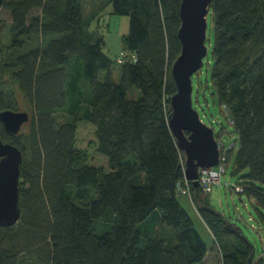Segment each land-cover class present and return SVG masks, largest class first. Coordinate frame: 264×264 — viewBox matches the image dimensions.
<instances>
[{"label":"trees","instance_id":"trees-1","mask_svg":"<svg viewBox=\"0 0 264 264\" xmlns=\"http://www.w3.org/2000/svg\"><path fill=\"white\" fill-rule=\"evenodd\" d=\"M181 2L107 0L94 23L85 0H4L12 22L0 46L8 75L0 79V111L23 104L30 119L18 134L0 122V138L23 154L21 218L0 226V264H205L212 249L178 199L184 160L168 123ZM109 6L129 18L118 81L100 30ZM209 16V87L238 137L235 168L244 174L236 185L264 221V0H214ZM133 87L140 98L128 97ZM59 113L69 119L58 122ZM80 121L95 126L109 170L89 164L77 147ZM192 191L222 263L249 264L252 243L201 186Z\"/></svg>","mask_w":264,"mask_h":264},{"label":"rangeland","instance_id":"rangeland-1","mask_svg":"<svg viewBox=\"0 0 264 264\" xmlns=\"http://www.w3.org/2000/svg\"><path fill=\"white\" fill-rule=\"evenodd\" d=\"M107 0H85L84 15L86 21L90 20L96 23V18L100 14V8L105 6ZM101 2V3H100ZM112 7L109 6L101 14V33L106 36L107 48L106 53L115 61L114 79H119L120 63L116 62L119 55L123 52L122 47V31L129 29V18L126 16L112 15ZM95 13H97L95 15ZM11 14L4 7H0V46H6L9 37V28L11 25ZM93 23V27L94 24ZM122 36V38H121ZM214 43L213 25L210 16H208V39L207 45L209 49ZM212 58L211 52L205 58V64L193 76V105L199 112L201 120L213 128L215 135L219 142H221L226 149L234 146L230 153V160L227 163L226 173L222 177V183L213 187L209 195L211 206L220 212L225 219L234 224L240 229L242 235L246 237L255 248L256 260L254 264H264V221L260 217L254 206V200H251L246 194H239L233 187L242 181L244 172H237L235 168V158L238 151V137L234 126L229 120L226 109L220 105L218 97L212 93L209 87L212 74L210 60ZM0 56V79L7 78V74H2ZM142 95V91L133 87L128 92L130 99H138ZM19 111H28L30 108L26 105L21 106ZM58 122L64 123L69 117L63 113L56 116ZM26 129V125L22 130ZM95 126L86 121L78 123L76 138L77 147L82 149L87 156V162L96 167H101L109 170L108 158L97 151V138L95 135ZM181 204L189 212L192 217L197 230L200 232L203 239L207 242L209 250L205 264H223L221 248L213 242V238L204 227L199 214L194 206L185 198L180 197ZM264 212V210H262ZM96 229L102 233L107 229L106 225L99 221L96 223ZM234 243L237 240L233 239ZM214 243V244H213ZM261 258V259H258Z\"/></svg>","mask_w":264,"mask_h":264},{"label":"water","instance_id":"water-1","mask_svg":"<svg viewBox=\"0 0 264 264\" xmlns=\"http://www.w3.org/2000/svg\"><path fill=\"white\" fill-rule=\"evenodd\" d=\"M214 0H182L181 25L178 36L182 44L180 55L171 66L177 92L171 97L168 123L177 145L183 153L186 179L199 187V170L218 166L220 143L213 128L206 125L193 105V76L205 64L209 53L208 16ZM4 0H0V7ZM27 111L7 109L0 111L4 128L18 134L28 123ZM23 154L21 150L0 138V226L10 227L21 218L20 179ZM247 240V239H246ZM255 252L249 258L253 263ZM1 260V252H0Z\"/></svg>","mask_w":264,"mask_h":264},{"label":"built area","instance_id":"built-area-1","mask_svg":"<svg viewBox=\"0 0 264 264\" xmlns=\"http://www.w3.org/2000/svg\"><path fill=\"white\" fill-rule=\"evenodd\" d=\"M126 56L127 53L122 52L119 55L118 62L122 63L125 60ZM220 151H221L220 162L218 166L209 169L199 170L198 182L205 193H210L215 185L221 184L222 177L226 173L227 150L223 148L221 143H220ZM192 186H193V182L189 181L188 179H186V177H184V181L178 184L177 187L178 194L186 195L188 197L193 198ZM233 189H235V191L238 192L239 194H242L244 191V188L240 185H235Z\"/></svg>","mask_w":264,"mask_h":264},{"label":"crops","instance_id":"crops-1","mask_svg":"<svg viewBox=\"0 0 264 264\" xmlns=\"http://www.w3.org/2000/svg\"><path fill=\"white\" fill-rule=\"evenodd\" d=\"M128 26H129V25H128ZM128 31H129V29H128L127 31H122V36L125 35V34H127ZM122 36H121V38H122ZM180 197H183V198H185L186 200H188V201L194 206V208H195V205H194V202H193V198L188 197V196H186V195H179L178 199H179ZM179 201H180V199H179ZM180 202H181V201H180ZM195 209H196V208H195ZM196 211H197V210H196ZM197 213H198V212H197ZM200 219H201V217H200ZM201 221H202L204 227H206V225L204 224V222H203L202 219H201ZM206 229H207V227H206ZM207 231H208V229H207ZM208 232H209V231H208Z\"/></svg>","mask_w":264,"mask_h":264}]
</instances>
